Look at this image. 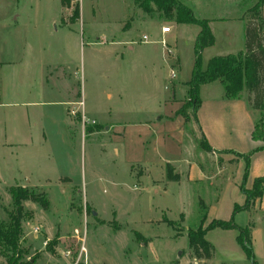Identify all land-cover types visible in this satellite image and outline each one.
<instances>
[{
    "label": "rangeland",
    "instance_id": "rangeland-1",
    "mask_svg": "<svg viewBox=\"0 0 264 264\" xmlns=\"http://www.w3.org/2000/svg\"><path fill=\"white\" fill-rule=\"evenodd\" d=\"M133 1L80 0V18L68 23L76 2L0 0V221L21 215L22 260L36 264H264V196L243 208L264 175L256 94L227 98L219 80L203 87L219 152L208 150L184 84L201 26L157 10L143 17ZM221 1L218 13L238 15L249 0ZM251 8L246 26L259 24L264 38V5L259 18ZM165 26L175 57L161 43ZM212 26L218 44L203 68L246 48L239 20ZM18 186L30 196L16 203ZM205 216L204 227L233 218L248 227L256 263L238 228L218 226L197 258L187 233Z\"/></svg>",
    "mask_w": 264,
    "mask_h": 264
},
{
    "label": "trees",
    "instance_id": "trees-1",
    "mask_svg": "<svg viewBox=\"0 0 264 264\" xmlns=\"http://www.w3.org/2000/svg\"><path fill=\"white\" fill-rule=\"evenodd\" d=\"M74 2H76L74 13L68 23L76 22L80 18V0H61L64 8L72 7ZM135 2L147 14L157 10L167 17L175 16V20L178 23L198 24L201 26L195 42V62L192 76L187 82L189 86L187 91L189 103L195 110L196 121L198 122L197 111L202 103L200 98L201 86L219 80L224 86L227 98H241V93L244 89L256 94V100L253 105L255 108L262 109L263 112L255 124L252 138L257 141L264 140V38L261 26L249 21L245 31V51H240L236 54L213 56L209 59L206 68H203V51L215 43V36L211 30L209 19L196 17L194 11L180 0H135ZM263 5L264 0H257L251 8V12L256 18L260 17ZM185 118L188 119L187 114ZM202 142L208 150H212L204 133H202ZM259 149H264V145L260 146ZM248 160H250L249 157ZM168 177L171 178L169 174ZM28 193V190L22 186L15 187L12 190L16 203H19L22 199L29 198L28 195L30 196V194ZM246 193L247 205L243 207L244 209L249 207L255 198L264 196V175L257 177L254 188L246 191ZM32 195L31 198L33 197ZM38 201L44 208H48L49 202L45 196H38ZM243 208L237 207L235 211L237 212ZM206 217L202 219L203 221L198 228H190L187 233L189 245L194 249L197 258H202L203 251L210 253L212 244L206 239V234L209 229L218 226L222 228H238L240 231L238 235L239 242L245 247L248 255L253 258V262L256 263L248 227L238 226L234 218L230 221L214 220L208 227H204ZM21 220V215L10 214L8 223L0 221L1 254L7 258V264H36V256L26 261L22 260V251L19 249V240L22 235ZM136 234L137 238L142 237L140 233L136 232Z\"/></svg>",
    "mask_w": 264,
    "mask_h": 264
},
{
    "label": "crops",
    "instance_id": "crops-1",
    "mask_svg": "<svg viewBox=\"0 0 264 264\" xmlns=\"http://www.w3.org/2000/svg\"><path fill=\"white\" fill-rule=\"evenodd\" d=\"M182 3H184L185 5H187L188 7H190L193 11H194V13H195V15H196V17H198V18H200V19H209L210 20V27H211V30H212V32H213V34H214V36H215V43L212 45V46H209V47H207V48H205V50L203 51V54H204V52L207 50V49H211V48H213L214 46H217V44H218V37H217V35H216V33H215V30H214V28H213V26H212V24H213V22L214 21H221V22H223V21H227V20H239L240 22H241V24H242V29H243V37H244V39H246L245 38V31H246V20H245V17H246V14L249 12V10H250V8L252 7V4L254 3V0H249L247 3H245L244 5L245 6H243L242 8H241V12H240V14H238V15H236V14H226L225 15V13H227L226 12V9H224L222 12H220V13H218V7H220L219 5L220 4H223V1H221V0H180ZM229 1V0H228ZM232 1V0H231ZM133 3H134V5L138 8V10H139V12H140V15H143V17H144V15H146V13L144 12V11H141L140 10V7L136 4V2H135V0L133 1ZM237 5H239V4H237ZM239 6H241V5H239ZM210 13H214V15H210ZM139 15V16H140ZM141 17V16H140ZM146 20H143V21H140L142 24H146L147 25V23L148 24H150L149 22H145ZM132 22H134V21H132ZM132 26V24L130 25V27ZM129 27V28H130ZM173 31V28H172V30H171V32ZM170 32H168V33H164L162 30H161V35H162V39L163 38H167L168 37V34H169ZM152 35H151V41H150V43L151 42H153L154 40H152ZM131 48H132V45H131ZM241 51H244V50H241ZM216 55H219V54H215L214 56H216ZM225 55H228V54H225ZM211 57H213V56H211ZM210 57V58H211ZM209 58V59H210ZM179 60H180V58H179ZM209 61V60H208ZM208 61H207V63H208ZM207 66V65H206ZM206 68V67H205ZM191 76H192V73H191ZM190 79H191V77H190ZM189 79V80H190ZM188 80V81H189ZM188 81H186V83H184V84H186L185 85V88H186V92L188 91V89H187V86H188V84H187V82ZM208 84V83H207ZM207 84H203L202 86H201V90H200V94L202 93V89H203V87L205 86V85H207ZM176 88V87H175ZM175 90V89H174ZM110 96H111V94H110ZM71 100H67V102H70ZM205 102H202L201 103V105H200V107H199V109H198V111H197V117H198V123H199V130H200V133H204V135L206 134V137H207V139H208V142H209V144H211L210 146L212 147V151L215 153V154H218V150H216V148L214 147V145L212 144L213 143V140H212V136L214 135L213 134V132L212 131H210L209 130V128L204 124V121H203V118L205 119V117H204V108H205ZM216 113L215 112H212L210 115L211 116H213V115H215ZM256 124V123H255ZM202 125V126H201ZM204 130H203V129ZM258 144L260 143V146H262V144H261V141L260 140H258V141H256ZM197 165H198V163H197ZM199 166V165H198ZM200 167V166H199ZM176 181V180H175Z\"/></svg>",
    "mask_w": 264,
    "mask_h": 264
},
{
    "label": "built area",
    "instance_id": "built-area-1",
    "mask_svg": "<svg viewBox=\"0 0 264 264\" xmlns=\"http://www.w3.org/2000/svg\"><path fill=\"white\" fill-rule=\"evenodd\" d=\"M162 31H163L164 33L171 32V27H170V26H165V27L162 28ZM142 41H143V42H150V41H151V36L145 34V35L143 36ZM161 43H162V45H163V47H164V49H165V54H166V56H168V57H175V56H176V51H175V49L171 46V44L168 42V40H167L166 38H163V39L161 40ZM176 60H177V59H175V63H176ZM172 74L174 75V69H172Z\"/></svg>",
    "mask_w": 264,
    "mask_h": 264
}]
</instances>
